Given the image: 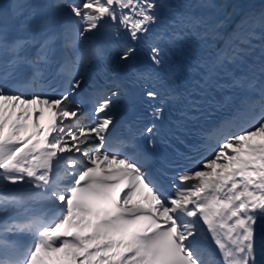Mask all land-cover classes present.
I'll use <instances>...</instances> for the list:
<instances>
[{
    "label": "snow or ice",
    "instance_id": "6c2138e0",
    "mask_svg": "<svg viewBox=\"0 0 264 264\" xmlns=\"http://www.w3.org/2000/svg\"><path fill=\"white\" fill-rule=\"evenodd\" d=\"M66 6L82 27L74 32L68 26L62 27L59 37L64 49L70 51L58 75L66 66L79 70L83 60L77 56L73 61L72 52L79 42L89 39L85 33L104 27L109 20L118 21L117 35L122 28L131 41L137 42L157 22L160 7L156 0H81ZM55 24V16L51 15L38 29V35L9 41L6 24L0 21V80L11 77L20 65L31 69L30 83L43 78L52 51L48 32ZM250 24L247 31L237 30L228 46L214 55L209 73L250 51L257 26L264 41V16ZM28 46L36 49L31 56L22 54ZM260 48L264 58V43ZM135 51L134 46L126 44L120 59L128 61ZM149 57L159 65L160 49L150 46ZM259 71L256 84L260 98L248 105L250 111L259 107V115L242 130H215L216 136L227 133L226 138L217 140L218 150L212 157L196 162L195 168L180 171L172 184L174 192L168 196L160 178L151 174L147 154L141 160L138 152L128 154L109 144L107 133L113 122L108 114L110 100L97 104L94 123H64L65 118L80 115L79 105L71 106L70 95L80 87L81 80H69L64 93L56 97H22L0 86V180L30 183L35 188L47 186L46 198L52 202V210L60 213L51 225L38 230L31 250L0 258V264H45L51 259L48 253H63L73 264H221L220 257L223 264H255L253 225L264 216V63ZM248 85L256 90L252 81L236 86ZM146 95L156 98L155 92ZM35 105L41 110L34 109L29 114L27 109ZM44 108L51 116L41 128L38 121ZM160 111L156 108L151 114L159 117ZM153 127L144 131L151 134ZM152 142L150 139L149 144ZM64 153L72 155L65 157ZM29 157L38 163L30 164ZM59 165H64L67 180L61 177L52 186L49 174ZM25 176L29 180L25 181ZM252 189L259 190L258 194ZM138 194L142 203L133 202ZM25 201L23 195L0 198V203ZM9 211L7 206H0V213ZM233 218L234 223H228ZM35 223H5L2 231H31ZM203 226L210 234V242ZM0 245L7 246L4 241Z\"/></svg>",
    "mask_w": 264,
    "mask_h": 264
},
{
    "label": "bare ground",
    "instance_id": "6f19581e",
    "mask_svg": "<svg viewBox=\"0 0 264 264\" xmlns=\"http://www.w3.org/2000/svg\"><path fill=\"white\" fill-rule=\"evenodd\" d=\"M239 1H241V7L238 10V12L234 13L235 15L233 16L234 18L233 21L236 20L235 17H238L239 19L238 21H240L238 22V24L240 23V26H238L237 28L235 27L234 33H236V31L241 28H243L245 31L249 30V28L251 27L250 21H259L258 15L264 10L262 9L258 12L256 16L254 15L258 7L261 6L260 3H262L261 2L262 0H258V1L256 0H234V3L239 2ZM18 2L21 3L22 6L21 8L16 7L14 9V13L19 17V20L22 23L26 24L28 20L25 17H22V13L24 12V9L26 8L28 0H18ZM175 2L177 3L178 7H182L183 10H186V12H188L190 20L197 21L199 28L202 31H204V37L206 41L211 42L213 40L215 35L210 36L211 34H214L215 32H217L216 33L217 35L220 33V30H223L225 28L233 29L235 26L234 24L236 23V21L233 22L232 26H230L229 24H231L230 21L232 20L227 19L228 14L230 13V10L233 9V7H230L229 9L228 7H224V9L220 7V5L224 2H227V0H176ZM255 31L257 35L255 38L252 39L253 42H251V45H252L251 50L246 52L245 54L247 58L250 57V61L254 64V70L256 69L257 66H261V64L264 63V58H262L261 56V48H260L261 43H264V41L260 39H258L259 41H257V38L260 37L259 36L260 28L258 26L255 28ZM83 44H85V42ZM114 96L118 97L117 95H114ZM71 106L75 107L76 103L71 102ZM31 108L35 109L36 111L40 110V106L38 105L30 106V109ZM79 112H80V115H78V117L71 118V119L65 118L64 123L70 124V123L79 122L80 124L85 125L83 123L84 114H82L81 111ZM50 116H51V113L47 109V113L43 114V117H42L43 125L41 128H43L47 124ZM68 155H72V153H65L66 157H68ZM29 161L31 164V161H32L31 157H29ZM25 178H27V176L24 177V180L26 181ZM66 180L67 179H65V181ZM21 187L30 188V190L23 192V193H15V195L12 197L23 195L26 197V201L23 203H19V204L15 202L3 203V206H7L10 209V211L7 214L2 213L3 218L0 219V234H3L2 230H3V226L5 223L16 222V223L21 224V222H24L25 220H27L26 222L22 223V224H25L29 222L28 219L30 217H33L31 221L36 222L33 225L32 229L33 230L40 229L43 225H46V221L49 220L46 218H42L40 216H44L47 213L51 214L53 212L52 210L53 204L49 199L46 198L47 195L45 194L46 191L48 190L47 186L44 188H35L30 183L21 182ZM253 191H256L257 194L259 192V190H255V189ZM38 214H39V217L37 218L36 215ZM24 237L25 236L22 234L17 236V240H16L17 246L15 248V251L13 248H10L7 254L5 253L6 249L4 250V248L3 249L1 248L0 258H9V257L19 254L17 251L18 247L25 248V245H29L28 239ZM28 250H29V246L23 252H27ZM61 254L64 256L63 253ZM54 264H73V261L70 258L65 257V260H61ZM76 264H79V261H77Z\"/></svg>",
    "mask_w": 264,
    "mask_h": 264
},
{
    "label": "rangeland",
    "instance_id": "374dc122",
    "mask_svg": "<svg viewBox=\"0 0 264 264\" xmlns=\"http://www.w3.org/2000/svg\"><path fill=\"white\" fill-rule=\"evenodd\" d=\"M229 2H224V3H222L221 5H220V7H222V8H224V7H226V6H230V3L228 4ZM238 5V7L236 8V5L235 6H233V9L232 10H230V13L228 14V17L230 16V15H232L233 13H235V10L236 9H238L239 7H240V1L237 3ZM262 16H264V13L262 12L261 14H259L258 15V20L262 17ZM228 19V18H227ZM33 108H31L30 109V107L27 109V111L29 112V114H32L33 113ZM41 110V109H40ZM40 110H38L37 112H39ZM42 110H44V109H42ZM19 112V107L16 109V113H18ZM44 112V111H43ZM44 114H46V113H44ZM42 117L43 116H41L40 117V120L38 121V123H39V125L42 127V124H43V122H42ZM15 119V113H14V115H13V120ZM12 121H10L9 123H11ZM28 131L29 132H31L32 131V128H31V124H32V120L31 119H29L28 120ZM83 123L85 124V125H90V124H88V123H86V119H85V116L83 115ZM6 131H7V129H6ZM77 156L79 155V154H76ZM68 156H71V155H68ZM28 190H30V188H24V187H21V184L18 182V183H16V184H12V183H10V182H8V181H2V180H0V198H3V197H12V196H14L15 195V193H23V192H26V191H28ZM3 203H5V202H2L1 204H3ZM1 218H3V216H2V213H0V219ZM21 233H19V234H17V235H20ZM9 239L10 240H12V241H14V242H16V238L15 237H13V236H15V234H13V233H9ZM28 235V234H27ZM17 237V236H16ZM16 246L17 245H15V244H12L11 245V247H13V249H14V251H15V248H16ZM41 256H44L45 254L44 253H41L40 254ZM47 256L48 257H50L51 259H49V260H46L45 261V264H54V263H57V262H59V261H61V260H65V257L61 254V253H48L47 254Z\"/></svg>",
    "mask_w": 264,
    "mask_h": 264
}]
</instances>
